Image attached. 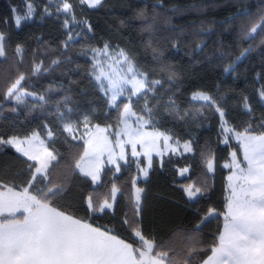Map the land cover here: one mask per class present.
I'll list each match as a JSON object with an SVG mask.
<instances>
[{
	"label": "trees",
	"instance_id": "16d2710c",
	"mask_svg": "<svg viewBox=\"0 0 264 264\" xmlns=\"http://www.w3.org/2000/svg\"><path fill=\"white\" fill-rule=\"evenodd\" d=\"M23 2L0 0L5 49L0 57V137L26 136L47 125L54 135L48 146L58 153L49 179L65 187L54 201L57 207L110 229L134 247L140 244L134 234L138 228L157 245L174 250L170 255L183 258L194 245L203 248L193 253L191 264H199L222 228L223 215L200 222L210 209L224 212L229 169L223 163L232 151L241 159L237 143L222 141L217 108L237 131L251 125L259 134L264 125V32L251 33L264 17V0H102L92 8L67 0L75 20L68 27L67 16L51 7V14L42 15L44 0L31 20L17 26L14 9ZM105 44L123 49L150 83L159 82L131 99L134 112L179 140L191 139L192 151L163 161L153 156L144 179H136V162L128 156L118 172L105 167L95 185L74 167L84 142L64 134L60 113L67 108L73 120L86 116L93 124L119 126L126 99L109 106L92 77L89 51ZM21 74V87L36 97L17 102L7 89ZM197 92L212 100L193 99ZM208 160L214 162L212 172ZM31 163L14 147L0 144V182L26 186ZM185 166L188 173L180 176L178 169ZM188 185L201 189L194 200L186 196ZM113 186L118 189L113 206L101 211L104 201L112 200ZM137 188L142 190L139 202Z\"/></svg>",
	"mask_w": 264,
	"mask_h": 264
},
{
	"label": "snow or ice",
	"instance_id": "6c2138e0",
	"mask_svg": "<svg viewBox=\"0 0 264 264\" xmlns=\"http://www.w3.org/2000/svg\"><path fill=\"white\" fill-rule=\"evenodd\" d=\"M85 2L90 7H96L101 0H81V3ZM70 9L71 5L65 0L63 10L68 12ZM21 19V16L15 17L17 25ZM258 28L264 32V17H261V23L251 28V33H255ZM3 41L4 34L0 33V57L5 56ZM20 51L21 49L17 47V52ZM119 55L127 64L126 71L119 67L120 61L117 60L114 65L109 66L110 71L101 70L96 76V79L101 81L102 88L105 85L101 78L107 80V89L112 92L113 104L127 86H131V95L142 92L146 87V78H138L143 74L138 73L131 59L123 50ZM36 70H39V66ZM24 78L21 74L7 89V96L13 97L17 102H21L23 96L27 94L21 87ZM261 95L264 96V91ZM193 99L211 101L212 97L197 93ZM217 111L223 117V111L220 108H217ZM135 115L130 104H125L118 119V124L122 127L113 133L117 137L115 145L120 149V159L124 158L125 144H131L133 155H138L137 144L150 147L154 145L158 136L163 135L145 132L143 126L148 122L143 121L142 117L137 118V126L133 127L129 120ZM87 123L86 119L84 135L87 139L84 140L83 154L76 160L74 167L96 181L99 178L97 163L105 152H108L110 162L115 163L112 159L113 142L105 135L108 128L96 125L95 131H91L87 129ZM261 128L259 134L254 133L251 125L245 127L243 131L234 133L239 142L243 161L237 158L236 152L231 153V162L224 165L231 169V174L227 177L228 195L225 197V211L217 213L215 209H210L200 222L204 224L210 218L223 215V227L213 238L209 248L210 254L206 255L200 264H264V125ZM64 130L72 134L73 125L66 124ZM122 136L126 139H120ZM75 138L73 135V139ZM164 140L167 143L168 137L165 136ZM0 144L14 147L18 153L34 162L28 164L32 173L30 180L19 191L16 190L18 186L15 184L0 182V264H191L195 258L193 253L205 251L194 245L183 258H180L177 255H170L174 250L165 249L163 244L157 245L154 238H146L138 228L134 229V234L139 238L140 244L134 247L125 239L112 234L110 229L93 227L92 224L55 205L54 201L65 192V187L49 179V168L52 162L57 160V155L48 150L43 140L36 134L24 139L16 136L8 139L0 137ZM185 147L187 150V145ZM207 167L212 170V160L207 161ZM38 174L42 181L47 182L43 188L35 187L34 182L37 181ZM117 191L118 189L113 186V199ZM139 191L138 189L137 193ZM186 191L189 197H193L201 189L193 190L192 186H189ZM136 199L137 201L140 199L138 194ZM88 206L93 207L91 197ZM105 207H112L107 199L100 210L103 211ZM18 213L21 215H17Z\"/></svg>",
	"mask_w": 264,
	"mask_h": 264
},
{
	"label": "rangeland",
	"instance_id": "374dc122",
	"mask_svg": "<svg viewBox=\"0 0 264 264\" xmlns=\"http://www.w3.org/2000/svg\"><path fill=\"white\" fill-rule=\"evenodd\" d=\"M44 1L47 2V5L42 9V15L51 14L52 11L49 9V7H51V8H53V11H55V14H58V15L62 14L63 16H67L66 27H68L72 23H75V20L71 16V12L70 11L65 12L63 10V4H64L65 0H44ZM38 4H40V0H32V1L24 0L22 6L14 9L15 10L14 11V19H15L16 16H21L22 19H21L20 24L22 22H24V21L31 20L34 17V14L36 12V8H37ZM85 4H87V3L85 2ZM29 5H31V13L30 14H29ZM87 6H89V5L87 4ZM20 24L19 25L16 24V25L20 26ZM106 45L107 44H105L102 47L94 48V49L89 51V56H90V58L92 59V62H93L92 77L95 80V82L98 84V87H99L101 93L104 94L107 97L109 106L113 107L117 103V101L119 99H121V98L126 99L125 103L123 104V109H122V113H123L124 105L125 104H130V106H131V99L136 97L139 93L136 94V95H131V91H130L131 86L129 85V86H127V88L124 91V93L117 97V99L115 101V104L112 103V100H111L112 92L107 89V80H105L103 77L101 78L103 80L104 85H105V87L102 88L101 87V81H98L96 79V76L100 74L101 70L110 71V67L109 66L114 65L117 60L120 61L119 67H122L125 71L127 70V64L124 63L123 57H121L119 55L121 50H123V49L118 48V47H111L109 45H107V48H105ZM123 52L129 58V56L126 54V52L124 50H123ZM132 63L134 65L135 69L138 71V73L143 74L142 77L138 76V78H146V87L142 91L148 89L149 84L150 85L151 84H153V85L156 84V83H153V82L150 83V81L147 79L146 74L143 73L135 65V63L133 61H132ZM23 90H24L25 93H27L26 95L23 96V98H26V97H33L34 98V97H36V94L34 92H31V91H28V90H25V89H23ZM197 93H203V92H197ZM197 93H194V94H197ZM194 94H193V96H194ZM11 98L14 99L13 97H11ZM260 98L264 102V96H262L261 93H260ZM132 111L134 112L133 109H132ZM67 112H68V109L66 108V110L64 112L60 113V120H61L60 124H61V127H62V131L64 132V134L67 137L73 139V135H75L76 138L74 140H82L84 142V140L87 139V136L84 135V133L86 131L85 120L87 119V122H88L87 123V129H90L91 131H95V126L98 125V124H93L92 122H90V120L86 116L81 117L79 120H73L72 118L68 117ZM135 114L136 115L130 117V120H129V122L132 124L133 127L137 126V124H136L137 118L138 117H142L143 121H147L148 122V123L144 124V126H143L145 132L162 133L163 135L158 136L156 138V140H155L154 145H151L150 147L149 146L142 147L140 144H137L136 145V151H137L138 155H133L131 144H125V146H124V158L120 159V156H119L120 149H119V147H117L115 145V141H116L117 137H115L113 135V133L118 131L119 128L122 127V125H119L116 129H113L112 127H109V126L99 125L101 128H108V131L105 133V135H107L109 137V140H111L113 142L112 147H113L114 155H113L112 159L115 160V163L110 162L109 154H108V152H105L99 158V161L97 163V167L99 168V178L96 181H93L91 176H87V177H89L92 180L93 184L96 185V184H98L100 182L102 171H103V169L105 167H112V168L115 169L116 172H118L119 170L117 171V166H119V168H120V165L126 161V158L128 156L133 158L135 160V162H136V165H137V176H136V179H144L147 176V174H145V173L148 172V169H149L150 164H151V158L153 156H156L157 158H159L160 161H163L165 158H167L169 156H180V155L185 154V153H191V151H192V141H191V139L179 140L178 138L174 137L170 132L156 128L155 124L148 117L141 116V115L137 114L136 112H135ZM66 124H72L73 125L74 132L72 134H70V133H68L67 131L64 130ZM225 129H229V131H225ZM235 131H237V130H235L231 125H229L226 122L225 116L223 115V117H221L222 141L223 142H227L228 140L231 139V140H233L235 143H237L239 145L238 140L235 138V134H234ZM49 133H51V135H49ZM33 134H36V136H38V138L40 140H43L44 144L48 148V150L52 151L54 154H56L57 158H58V153L55 150L49 148V146H48V142L50 140H52L54 135L50 131V129H49V127L47 125H43L42 126L41 132L34 131V132L30 133L29 135H26V136H18V135H16V137L24 139V138L32 137ZM165 136L168 137L167 143H165V140H164ZM10 137H12V136H10ZM81 137H83V139ZM120 139H126V137L122 136V137H120ZM186 145H187V150H186V147H185ZM232 152H235V151H232ZM231 153H230V156H229V160L226 161L223 164V166L226 163H230L231 162V159H232ZM240 160L243 161L242 153H241V159ZM141 161H143V164H141ZM31 162H33V161H31ZM227 169H229V168H227ZM213 170H214V162H213V168L210 171L212 172ZM187 171H188L187 167L179 168L180 176L181 175L182 176L186 175L188 173ZM81 174H83V173H81ZM42 182H43L42 178L38 174L37 181L34 182L35 183V187H38ZM189 186H192V185H188V186L185 187L186 196H187V198L189 200H194L198 196L199 192L195 196L189 197V195H188V193L186 191V189ZM192 188H193V190H195V188L193 186H192ZM138 189L140 190L139 193H137ZM16 190L19 191L20 188H18ZM137 190H136V193H135V199L137 197V194L139 195V197L141 196V191L142 190L140 188H137ZM116 194H117V192L115 193V197H116ZM114 200L115 199L112 198V200L109 201V203H111L112 206H113ZM136 201H137V199H136ZM139 201H140V199H139ZM139 201H137V202H139ZM111 208L105 207L103 209H111ZM207 214H206V216H207ZM93 227H97V226L93 225Z\"/></svg>",
	"mask_w": 264,
	"mask_h": 264
},
{
	"label": "crops",
	"instance_id": "0c3cea01",
	"mask_svg": "<svg viewBox=\"0 0 264 264\" xmlns=\"http://www.w3.org/2000/svg\"><path fill=\"white\" fill-rule=\"evenodd\" d=\"M242 153V152H241ZM243 156V155H242ZM224 164V163H223ZM187 167V166H185ZM188 168V167H187ZM188 172V171H187ZM178 174L180 175L179 173V169H178ZM231 174V169H229V172L227 173L226 175V184H225V197L228 195V190H227V184H228V180H227V177ZM182 176V175H181ZM226 202V201H225ZM224 211H225V206H224ZM222 227H223V223H222ZM222 229V228H221ZM200 264V263H199Z\"/></svg>",
	"mask_w": 264,
	"mask_h": 264
}]
</instances>
